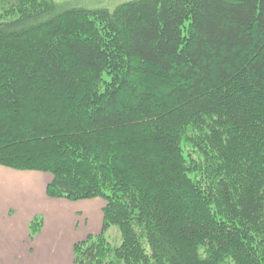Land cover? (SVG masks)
Wrapping results in <instances>:
<instances>
[{"label":"trees","instance_id":"16d2710c","mask_svg":"<svg viewBox=\"0 0 264 264\" xmlns=\"http://www.w3.org/2000/svg\"><path fill=\"white\" fill-rule=\"evenodd\" d=\"M6 13L0 166L50 174L51 199L106 203L73 264H264V0Z\"/></svg>","mask_w":264,"mask_h":264},{"label":"crops","instance_id":"0c3cea01","mask_svg":"<svg viewBox=\"0 0 264 264\" xmlns=\"http://www.w3.org/2000/svg\"><path fill=\"white\" fill-rule=\"evenodd\" d=\"M52 180L49 174L0 166V264H73L74 246L85 240L69 237L77 214L103 223L101 199H51L46 190ZM37 215L45 223L32 241L29 225Z\"/></svg>","mask_w":264,"mask_h":264},{"label":"rangeland","instance_id":"374dc122","mask_svg":"<svg viewBox=\"0 0 264 264\" xmlns=\"http://www.w3.org/2000/svg\"><path fill=\"white\" fill-rule=\"evenodd\" d=\"M52 1L67 8L77 7V8H83L91 12H97L100 10H108L109 12H113L117 7L124 5L128 2H131L133 0H52ZM17 2L18 0H0V16L9 18L6 17L7 16L6 12H8V10H10L12 6H16ZM101 201L103 202L105 208L106 203L103 200ZM44 223L45 221L43 220V227H44ZM102 224L103 223L100 217L99 219L91 220V218L89 217H86L82 214H77L75 218V224L73 226L68 225L70 227L69 233L71 235L69 237L70 238L73 237L75 239L82 237L87 239L88 236H98L101 234ZM94 228L97 229L92 231ZM105 238L107 239V242L112 249H116L121 245V240H122L121 233L119 229L116 227L111 228L106 233ZM108 264H123V263H120L119 261L115 260L113 256H110V258H108Z\"/></svg>","mask_w":264,"mask_h":264}]
</instances>
